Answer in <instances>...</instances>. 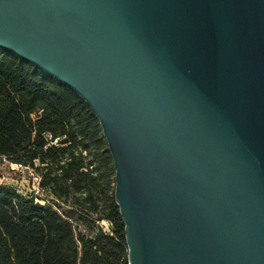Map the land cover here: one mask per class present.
I'll list each match as a JSON object with an SVG mask.
<instances>
[{"label": "water", "instance_id": "obj_1", "mask_svg": "<svg viewBox=\"0 0 264 264\" xmlns=\"http://www.w3.org/2000/svg\"><path fill=\"white\" fill-rule=\"evenodd\" d=\"M0 49L97 118L127 264H264V0H0Z\"/></svg>", "mask_w": 264, "mask_h": 264}, {"label": "trees", "instance_id": "obj_2", "mask_svg": "<svg viewBox=\"0 0 264 264\" xmlns=\"http://www.w3.org/2000/svg\"><path fill=\"white\" fill-rule=\"evenodd\" d=\"M0 154L30 166L37 160L56 198L72 196L110 223L76 235L70 216L0 185V264H127L112 159L97 118L68 86L2 49Z\"/></svg>", "mask_w": 264, "mask_h": 264}, {"label": "rangeland", "instance_id": "obj_3", "mask_svg": "<svg viewBox=\"0 0 264 264\" xmlns=\"http://www.w3.org/2000/svg\"><path fill=\"white\" fill-rule=\"evenodd\" d=\"M49 144L59 145L60 139L50 140ZM44 165L37 160L34 165L16 163L0 154V185L14 188L20 195L32 198L34 202L48 204L62 215L70 216L76 235L91 234L96 228L107 230L110 223L100 212L91 213L74 204V198L70 196L66 202L56 198L53 188L42 183L47 181ZM112 186L114 183L111 184Z\"/></svg>", "mask_w": 264, "mask_h": 264}]
</instances>
